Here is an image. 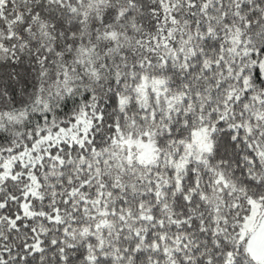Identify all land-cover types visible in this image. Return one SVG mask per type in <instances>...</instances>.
<instances>
[{
    "label": "snow or ice",
    "instance_id": "snow-or-ice-1",
    "mask_svg": "<svg viewBox=\"0 0 264 264\" xmlns=\"http://www.w3.org/2000/svg\"><path fill=\"white\" fill-rule=\"evenodd\" d=\"M0 264H264V0H0Z\"/></svg>",
    "mask_w": 264,
    "mask_h": 264
}]
</instances>
